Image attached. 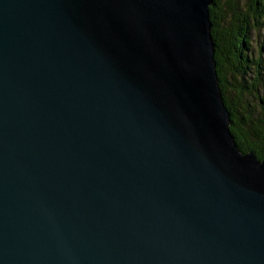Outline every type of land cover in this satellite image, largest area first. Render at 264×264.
<instances>
[{
    "label": "water",
    "instance_id": "95a60500",
    "mask_svg": "<svg viewBox=\"0 0 264 264\" xmlns=\"http://www.w3.org/2000/svg\"><path fill=\"white\" fill-rule=\"evenodd\" d=\"M213 3L0 0V264H264Z\"/></svg>",
    "mask_w": 264,
    "mask_h": 264
},
{
    "label": "trees",
    "instance_id": "16d2710c",
    "mask_svg": "<svg viewBox=\"0 0 264 264\" xmlns=\"http://www.w3.org/2000/svg\"><path fill=\"white\" fill-rule=\"evenodd\" d=\"M210 15L230 130L243 151L264 159V0H214Z\"/></svg>",
    "mask_w": 264,
    "mask_h": 264
},
{
    "label": "bare ground",
    "instance_id": "6f19581e",
    "mask_svg": "<svg viewBox=\"0 0 264 264\" xmlns=\"http://www.w3.org/2000/svg\"><path fill=\"white\" fill-rule=\"evenodd\" d=\"M232 122V121H231Z\"/></svg>",
    "mask_w": 264,
    "mask_h": 264
}]
</instances>
